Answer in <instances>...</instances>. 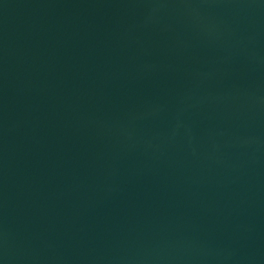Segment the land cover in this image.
Wrapping results in <instances>:
<instances>
[{"label": "water", "instance_id": "obj_1", "mask_svg": "<svg viewBox=\"0 0 264 264\" xmlns=\"http://www.w3.org/2000/svg\"><path fill=\"white\" fill-rule=\"evenodd\" d=\"M0 264H264V0H0Z\"/></svg>", "mask_w": 264, "mask_h": 264}]
</instances>
